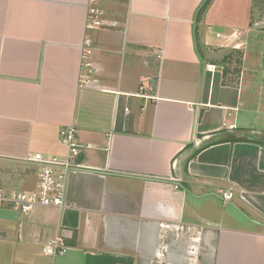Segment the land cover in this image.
Masks as SVG:
<instances>
[{
	"label": "crops",
	"instance_id": "obj_1",
	"mask_svg": "<svg viewBox=\"0 0 264 264\" xmlns=\"http://www.w3.org/2000/svg\"><path fill=\"white\" fill-rule=\"evenodd\" d=\"M206 1L99 0L90 30L91 0H0V193L38 188L29 158L65 157L63 129L87 146L66 210L0 205V264H150L161 221L212 229L201 264H264V85L244 72L264 30L254 0ZM225 48L236 79L209 60ZM58 236L69 252L45 255Z\"/></svg>",
	"mask_w": 264,
	"mask_h": 264
},
{
	"label": "built area",
	"instance_id": "obj_2",
	"mask_svg": "<svg viewBox=\"0 0 264 264\" xmlns=\"http://www.w3.org/2000/svg\"><path fill=\"white\" fill-rule=\"evenodd\" d=\"M98 1L91 0L89 5L87 29L94 30L103 26L102 11L97 6ZM85 52L87 53V51ZM88 52L91 53V51ZM206 69L209 72L217 70L214 65H208ZM97 74L98 71L93 67V64L88 62L80 75V86L94 84ZM126 111L128 112V109ZM229 128L233 129L234 126L230 125ZM61 138L67 147L65 157H46L37 153L29 158V162L38 167V188L31 192L0 193V205L14 208L22 214H29L37 207L54 208L60 211L68 208L69 176L73 171L85 170V167L78 160L87 146L79 141L78 131L73 126L63 129ZM175 188L178 189L180 186L176 185ZM220 194L225 203H229L234 197V193L230 190L221 191ZM158 227V243L150 264H201L204 239L212 230L211 228L178 221H161ZM173 238L186 243V255L183 263L170 260L171 240ZM68 252L69 247L61 236L48 241L44 246V254L50 257L64 256Z\"/></svg>",
	"mask_w": 264,
	"mask_h": 264
},
{
	"label": "rangeland",
	"instance_id": "obj_3",
	"mask_svg": "<svg viewBox=\"0 0 264 264\" xmlns=\"http://www.w3.org/2000/svg\"><path fill=\"white\" fill-rule=\"evenodd\" d=\"M256 15H258V17H255L257 21L255 20L256 23H254L253 29H255L256 31H262L264 30V9L260 13L257 12ZM225 52L226 48L214 50L213 52H211L212 54H214V56L209 60H215L216 63L224 67V70L227 73H231L233 75V78L236 79L237 76L240 75V72L243 68V55H238L231 58L229 56H226ZM244 72L246 74V81L250 79H258L260 83L264 85V81L262 80L264 75V55L261 52H256V50L254 49L250 51L247 56V62H245L244 64ZM235 79H233V81H235Z\"/></svg>",
	"mask_w": 264,
	"mask_h": 264
},
{
	"label": "trees",
	"instance_id": "obj_4",
	"mask_svg": "<svg viewBox=\"0 0 264 264\" xmlns=\"http://www.w3.org/2000/svg\"><path fill=\"white\" fill-rule=\"evenodd\" d=\"M212 2V0H207L204 7H203V10H202V13H205V11L207 10V8L209 7L210 3ZM264 9V0H254V3H253V13H260L261 11H263ZM228 59V57H227Z\"/></svg>",
	"mask_w": 264,
	"mask_h": 264
},
{
	"label": "water",
	"instance_id": "obj_5",
	"mask_svg": "<svg viewBox=\"0 0 264 264\" xmlns=\"http://www.w3.org/2000/svg\"><path fill=\"white\" fill-rule=\"evenodd\" d=\"M263 142H264V138H263Z\"/></svg>",
	"mask_w": 264,
	"mask_h": 264
}]
</instances>
